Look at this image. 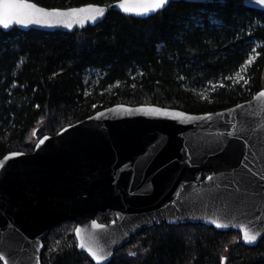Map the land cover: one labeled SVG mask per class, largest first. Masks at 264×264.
Listing matches in <instances>:
<instances>
[{"label":"water","instance_id":"obj_1","mask_svg":"<svg viewBox=\"0 0 264 264\" xmlns=\"http://www.w3.org/2000/svg\"><path fill=\"white\" fill-rule=\"evenodd\" d=\"M174 1L182 0L170 3ZM28 2L49 10L86 11L52 18L66 20L72 27L26 22L0 29L73 32L98 25L111 10L141 18L157 13L138 15L120 7L139 10L145 6L141 0L69 7ZM244 3L264 11V5L254 0ZM89 5L95 7L88 9ZM98 9L104 10L102 16ZM94 15L95 20L90 18ZM261 91L264 88L248 100L203 113L157 104L116 103L56 134L41 136L30 152L6 153L0 158V252L4 253L0 261L42 264L44 238L66 220L76 222L77 248L95 264H107L134 235L163 223L237 230L243 243L257 245L264 236ZM11 153L20 155L5 159ZM101 212H113L115 217L100 221ZM245 232L256 240L246 241ZM89 248L103 259L94 258Z\"/></svg>","mask_w":264,"mask_h":264},{"label":"trees","instance_id":"obj_2","mask_svg":"<svg viewBox=\"0 0 264 264\" xmlns=\"http://www.w3.org/2000/svg\"><path fill=\"white\" fill-rule=\"evenodd\" d=\"M34 1L69 7L116 0ZM253 52L247 85L226 80L201 93L209 82L235 74ZM262 88L264 11L244 0L174 1L147 18L111 10L98 25L73 32L0 29V158L32 151L37 128V137L56 134L116 103L203 113ZM75 224L66 220L50 229L42 264H95L77 248ZM107 264H264V236L249 246L237 230L163 223L134 235Z\"/></svg>","mask_w":264,"mask_h":264},{"label":"snow or ice","instance_id":"obj_3","mask_svg":"<svg viewBox=\"0 0 264 264\" xmlns=\"http://www.w3.org/2000/svg\"><path fill=\"white\" fill-rule=\"evenodd\" d=\"M171 0H141V3L145 5L144 7L140 8L139 10L131 9L128 7H125L123 4L120 5V7L123 8L125 12H131V11H137L138 15H147L149 13L158 12L165 8ZM255 3L259 5H264V0H254ZM150 5V6H148ZM88 9H91L95 6L89 5L87 6ZM86 11L85 8H69L67 10H61L59 8L54 9H45L38 7L34 3H29L28 0H0V27L3 28H9L12 23H19V24H25L27 23H43V24H65L67 27H72V24L66 20L62 19H52L54 17H63L67 13H78V12H84ZM98 14L103 15L104 10L98 9ZM91 19L95 20L96 16L90 17ZM251 63V61H249ZM223 86V85H221ZM258 95L264 96V91H261ZM239 107V106H238ZM183 115V114H181ZM45 139H47L45 137ZM44 141L41 140L40 143L42 144ZM39 147V144L37 145ZM20 153H11L9 157H6L5 159H9L11 156H18ZM0 166H2V162H0ZM211 179V177H209ZM264 187V186H262ZM215 223V221H212ZM95 221L93 224L95 225ZM218 227L222 225H217ZM99 227V225H97ZM77 235H79V229L76 230ZM244 239L246 241H254L256 240L255 235H248L247 232L244 234ZM81 247H84L85 245L81 243ZM89 253L96 258L97 260L103 259V257H100L97 255L96 252H93L91 248L88 249ZM132 255H135V253H131ZM0 259H4V253L0 252ZM4 264H8V260H4Z\"/></svg>","mask_w":264,"mask_h":264},{"label":"rangeland","instance_id":"obj_4","mask_svg":"<svg viewBox=\"0 0 264 264\" xmlns=\"http://www.w3.org/2000/svg\"><path fill=\"white\" fill-rule=\"evenodd\" d=\"M256 52V51H255ZM253 52L251 55H250V58L248 59V61L246 62L245 65H243L235 74H233L231 77L229 78H226L225 80H221L219 79L218 82H209L207 84L206 87H204V89L201 90V93L202 94H207L209 92H212L214 91L215 89L221 87V85L224 84V81L226 80H230L233 84H243V85H247L248 84V80H249V77H248V67L249 65H251L255 59H256V54ZM249 61H251V63H249ZM38 130V128L36 130H34L31 135H30V140L29 141H33L35 144H36V141L40 138V137H37V133L36 131ZM108 221H105V222H109L110 220H112L115 215L112 213V212H108ZM97 218L102 221V213H99L97 215ZM75 226L76 224L74 225V229H75Z\"/></svg>","mask_w":264,"mask_h":264},{"label":"flooded vegetation","instance_id":"obj_5","mask_svg":"<svg viewBox=\"0 0 264 264\" xmlns=\"http://www.w3.org/2000/svg\"><path fill=\"white\" fill-rule=\"evenodd\" d=\"M105 222V221H104Z\"/></svg>","mask_w":264,"mask_h":264}]
</instances>
